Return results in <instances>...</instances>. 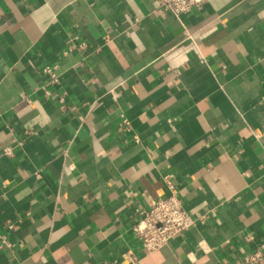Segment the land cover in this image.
<instances>
[{"label":"crops","instance_id":"0c3cea01","mask_svg":"<svg viewBox=\"0 0 264 264\" xmlns=\"http://www.w3.org/2000/svg\"><path fill=\"white\" fill-rule=\"evenodd\" d=\"M172 188L196 224L146 254ZM0 234V264H264V0H0Z\"/></svg>","mask_w":264,"mask_h":264},{"label":"built area","instance_id":"2783aa9c","mask_svg":"<svg viewBox=\"0 0 264 264\" xmlns=\"http://www.w3.org/2000/svg\"><path fill=\"white\" fill-rule=\"evenodd\" d=\"M205 2L206 0H158L159 6L180 22L184 16L192 13L195 9H202ZM78 47L83 50L86 48V44L81 43ZM73 48L76 49L75 46ZM44 71L52 84H60V74L56 65L47 66ZM171 190L169 196L156 200L153 206L143 213L140 221L133 228L146 254L163 249L196 224V220L185 209L178 192L174 188ZM9 227L13 228L12 225ZM8 245L7 237L0 234V249ZM263 259L261 254H256L248 260L256 262Z\"/></svg>","mask_w":264,"mask_h":264}]
</instances>
